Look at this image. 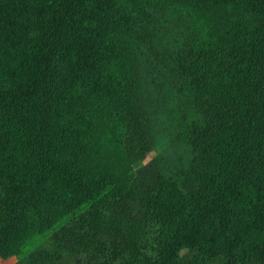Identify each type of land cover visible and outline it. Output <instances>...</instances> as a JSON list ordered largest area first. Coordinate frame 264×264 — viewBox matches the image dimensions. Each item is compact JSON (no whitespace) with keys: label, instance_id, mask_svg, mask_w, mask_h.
<instances>
[{"label":"trees","instance_id":"16d2710c","mask_svg":"<svg viewBox=\"0 0 264 264\" xmlns=\"http://www.w3.org/2000/svg\"><path fill=\"white\" fill-rule=\"evenodd\" d=\"M170 87L168 135L147 158ZM264 264V0H0V259Z\"/></svg>","mask_w":264,"mask_h":264},{"label":"rangeland","instance_id":"374dc122","mask_svg":"<svg viewBox=\"0 0 264 264\" xmlns=\"http://www.w3.org/2000/svg\"><path fill=\"white\" fill-rule=\"evenodd\" d=\"M144 73L145 98L150 105L156 107L155 115L149 125L152 135V148L147 158H152L162 168L171 167L177 162H183L187 151L183 145L168 135L169 122L165 117L166 105L170 97V87L167 80L156 71L146 67ZM13 257L0 259V264H9Z\"/></svg>","mask_w":264,"mask_h":264}]
</instances>
